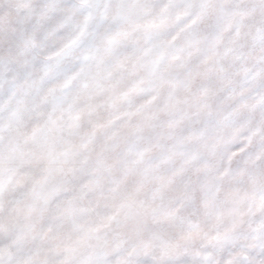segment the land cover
Returning <instances> with one entry per match:
<instances>
[{"label": "clouds", "instance_id": "9594fccd", "mask_svg": "<svg viewBox=\"0 0 264 264\" xmlns=\"http://www.w3.org/2000/svg\"><path fill=\"white\" fill-rule=\"evenodd\" d=\"M0 264H264V0H0Z\"/></svg>", "mask_w": 264, "mask_h": 264}]
</instances>
